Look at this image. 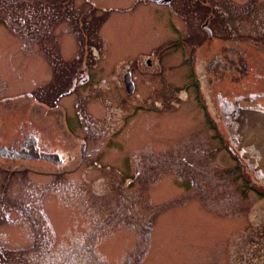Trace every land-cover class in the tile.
<instances>
[{
	"label": "rangeland",
	"instance_id": "374dc122",
	"mask_svg": "<svg viewBox=\"0 0 264 264\" xmlns=\"http://www.w3.org/2000/svg\"><path fill=\"white\" fill-rule=\"evenodd\" d=\"M175 13L147 0H0V146L29 129L63 155L0 159V250L17 264L264 259V185L235 173L215 99L186 77ZM84 70L91 82L68 92Z\"/></svg>",
	"mask_w": 264,
	"mask_h": 264
},
{
	"label": "flooded vegetation",
	"instance_id": "af4514ba",
	"mask_svg": "<svg viewBox=\"0 0 264 264\" xmlns=\"http://www.w3.org/2000/svg\"><path fill=\"white\" fill-rule=\"evenodd\" d=\"M180 1L181 6L178 11L176 6L178 3L175 0H171L170 4L165 6H170L173 12H180L182 15L180 26L183 28L185 37L179 38L180 41L176 44L187 43L188 45V55L189 52L190 55L188 56L186 70L188 74L186 73V77H198L195 80L199 79V82L192 85L197 86L201 90L204 94L203 97L206 96L209 99L212 96L215 99L214 101L221 118L220 126L223 127V131L225 132L223 135L219 134L218 139L223 143L222 146H225V148L229 146L243 163L242 167L244 169L238 167L235 173L241 178L252 175L254 178L251 179L252 182L257 184L258 180L255 178L252 170L241 159L237 151L233 149L229 141L220 107L226 101L240 105H250L252 107L253 105L264 107V0ZM149 2L156 4L151 1ZM185 7H188L187 11L184 10ZM185 39L187 40L186 42L182 41ZM146 57L148 58L145 59V64L150 66L154 56L150 57L147 55ZM191 58L192 60H190ZM85 72L87 70H84L83 74ZM126 72L130 73L134 92L136 88L134 78L132 79L131 71L127 69L123 75ZM123 75L121 77L122 81ZM91 78L87 74H84L82 77H74L71 83L72 86L69 87L68 92H71L78 82H91ZM193 78L191 79L194 81ZM207 106L211 109L209 102H207ZM30 133L35 134L29 131V129L21 130L19 138L11 139L8 145L0 146V159L25 160L14 158L12 155L13 151H17L25 145L26 135ZM38 147L41 151L58 153L61 157L63 156L58 151H50L42 147L39 144V139ZM25 148L22 150L23 153L29 150L27 146ZM80 149L83 154L84 145H81ZM223 151L226 153L224 148ZM37 161H43V159ZM43 162L51 163L48 161ZM249 189L258 195L257 191L259 187L251 186ZM262 192L264 193V190ZM254 217L256 226H258L260 221H264V212L259 213L257 210ZM262 245L264 246V244ZM261 252L263 255L260 256L264 257V250ZM65 257L67 259L72 257V253L66 252ZM17 261L18 254L16 251L0 250V264H8L9 262L17 264ZM61 262V258L59 257L58 260H52L50 264H65ZM126 264H130V258L127 259ZM254 264H264V259L260 261L255 257Z\"/></svg>",
	"mask_w": 264,
	"mask_h": 264
},
{
	"label": "water",
	"instance_id": "95a60500",
	"mask_svg": "<svg viewBox=\"0 0 264 264\" xmlns=\"http://www.w3.org/2000/svg\"><path fill=\"white\" fill-rule=\"evenodd\" d=\"M149 1L159 5H168L171 2V0ZM123 81L126 92H133L129 72L123 75ZM220 108L231 145L252 170L258 182L264 184V107L260 105L252 107L226 101ZM24 144L22 148L13 151L12 157L32 161L43 159L54 165L63 163L60 154L41 151L38 147V138L34 134H27ZM25 146L29 150L23 153Z\"/></svg>",
	"mask_w": 264,
	"mask_h": 264
},
{
	"label": "trees",
	"instance_id": "16d2710c",
	"mask_svg": "<svg viewBox=\"0 0 264 264\" xmlns=\"http://www.w3.org/2000/svg\"><path fill=\"white\" fill-rule=\"evenodd\" d=\"M262 185H264V184H262Z\"/></svg>",
	"mask_w": 264,
	"mask_h": 264
}]
</instances>
